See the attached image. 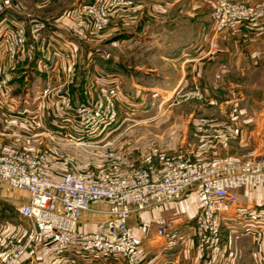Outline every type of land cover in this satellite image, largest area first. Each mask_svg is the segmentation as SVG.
Returning a JSON list of instances; mask_svg holds the SVG:
<instances>
[{"label": "rangeland", "instance_id": "1", "mask_svg": "<svg viewBox=\"0 0 264 264\" xmlns=\"http://www.w3.org/2000/svg\"><path fill=\"white\" fill-rule=\"evenodd\" d=\"M232 4L252 8L254 16L221 26L217 11L231 14L221 0H0V22L7 15L11 20L0 30V87L9 95L33 92L29 106L43 117L19 120L14 126L0 118L5 133L14 135L10 149L49 152L54 177L76 168L98 180L180 160L207 165L258 157L264 147V67L251 73L249 61L264 62V0ZM89 6L91 10L85 9ZM209 19L214 30L196 32L194 39L187 38L190 44L206 47L207 40L223 36L229 45H239L240 52L216 49L205 55L208 59L187 75L190 81L179 83V66H169L152 49L136 45L137 38L169 35L170 30L186 39L187 32L195 31L194 21L204 25ZM172 20L179 23L177 28L168 27ZM13 21L24 29V41L17 43L14 55L8 52L6 37L15 27ZM202 72L210 79L202 80ZM174 74L178 78L170 77ZM137 85L162 92L136 97L132 90ZM45 90L49 93L41 99ZM78 90L83 100L79 105L111 102L120 122L129 121L102 148L35 137L43 131L44 117L56 110L50 97L66 91L75 99ZM26 134L32 139L23 144ZM10 193L0 187V197ZM7 203L0 198V213ZM7 220L0 219V264L10 254V245L23 244L30 234L16 228L24 221ZM187 251L192 257L207 250L195 239Z\"/></svg>", "mask_w": 264, "mask_h": 264}, {"label": "built area", "instance_id": "2", "mask_svg": "<svg viewBox=\"0 0 264 264\" xmlns=\"http://www.w3.org/2000/svg\"><path fill=\"white\" fill-rule=\"evenodd\" d=\"M233 1L221 0L223 6L231 7V14L220 15L217 11L221 26L231 19L254 16L252 8L234 5ZM23 36L22 25H16L6 36L9 53L14 55L17 43L24 41ZM47 93L49 91L45 90L40 95L46 97ZM56 99L61 130L57 132L48 127L36 136L44 135L51 141H63L76 147L102 148L129 121L120 122L111 102L106 106L103 103L83 106L75 103L66 91L58 93ZM110 157L114 158L113 155ZM49 164L50 154L46 151L13 149L0 153V184L29 195L20 205L18 214L31 225L29 238L23 244L18 243L19 246L10 245L13 248L3 264H23L27 251L32 249L39 236L46 237V254L57 256L75 250L85 258L117 257L126 264H141V247L136 227L129 224L130 218L172 205L190 194L195 195L198 205L192 227L194 237L201 247L211 249L220 241L221 218L239 207V192L264 186V147L258 157L244 163L199 165L180 160L160 167L133 169L105 180H98L76 168L54 177ZM94 203H108L110 219L100 232H81V215ZM185 221L182 214L173 212L169 216L161 215L156 224L147 222L141 227L148 234L154 225L156 236L163 238Z\"/></svg>", "mask_w": 264, "mask_h": 264}, {"label": "crops", "instance_id": "3", "mask_svg": "<svg viewBox=\"0 0 264 264\" xmlns=\"http://www.w3.org/2000/svg\"><path fill=\"white\" fill-rule=\"evenodd\" d=\"M208 6L207 4V7ZM8 16L10 15L4 16L1 19L0 30H2L5 25L7 27L8 23L10 24L11 20L7 19ZM261 16L262 15L259 14V17ZM12 17L16 18L17 16L12 14ZM259 17L258 19H260ZM12 24L15 26V21H13ZM178 24L176 20H172L168 23V27L171 29L177 28L179 26ZM191 27L192 30L195 28V31L187 32L189 36L186 37V39L176 33H172L170 30L169 35L159 33L151 39H146L144 37L137 38L135 39L136 45H141L146 51L152 49L159 58L168 61L167 63L169 66H179L182 71L179 83L187 81L188 79V81H190L191 78L187 75L189 73L193 75L196 67L200 65L201 62L208 59L204 56H209L212 51H216V49L222 51L227 50L233 54L240 52L239 45H229V40L223 36L217 38L216 42L214 41L216 38H213L210 42L207 40L209 46L206 47L190 44L189 41L194 39L195 34L204 28L208 27L210 30H214V23L211 19H209V21L207 20L204 25L196 20ZM53 32L57 33L56 30H53ZM205 32L208 33L207 31ZM187 38H189V41ZM1 49L0 43V52ZM239 63L241 64V62L238 61V65L241 67ZM249 63L252 69L251 73H256L260 67H264L263 61L259 62L254 60L249 61ZM170 77L176 79L178 75L174 74V76ZM200 77L202 80L210 79L207 78V72H202ZM137 87L138 89L132 90V93L135 94L136 97L139 96V94L143 97L144 94L152 96L162 92L159 88L147 89L146 87H140V85H137ZM2 89L3 88L0 87V118L6 117L7 120L10 121L9 126H14L16 121L19 120L34 122L43 118L40 113L36 112L35 108L29 106L30 95L31 93L34 94L33 92L23 90L14 95H11V93L9 95L8 93L4 94V89ZM39 97L41 99L44 98L40 94ZM50 98H52L53 104H57V107L55 108L56 110L53 112L51 111V113L44 117V121H42V130L49 127L59 132L61 128L60 122L57 120L60 115L58 111V102L56 95ZM3 129L4 128L0 125V153L2 154L12 150L10 149L12 146L11 138H14V135L5 133ZM28 132L31 133L30 130ZM30 138L31 137L26 134L25 139L27 140H25L23 144L29 142ZM50 161L53 162L51 159ZM51 170H53L52 167ZM0 187L11 191L10 195L1 196L0 198L8 202L6 206H8L10 212L14 210L17 211L15 212L17 214L16 216L8 212L6 217V219H8L7 221L13 222L17 219L24 221L25 225H18L16 228L19 232L28 233L31 231V225L20 217L18 209L20 205L28 200L29 195L12 189L7 185L0 184ZM109 209L110 206L108 203L92 204L89 211L82 213L79 230L84 233L100 232L104 223L110 219V215L108 214ZM173 212H178L183 216L185 215L187 221L167 232L163 238L156 236L154 225L148 234L142 229V223L149 222L156 224L161 215L169 216ZM197 215L198 205L196 198L194 194H190L172 205L158 207L130 218L129 224L136 227V235L139 246L141 247V264H191L190 262H193L192 260H195L194 264H264V186H260L256 189H242L239 192V207L233 212L223 215L221 218V236L217 247L209 250L206 249L207 251L201 254L199 253L198 256L193 254L192 257H189L191 254L187 250L196 239L194 238L192 227ZM19 239L23 240L24 238ZM45 240V236H39L38 240L33 244L32 249L27 251L23 264H63L66 262H75L76 264H126L117 257L106 259L85 258L75 250H70L67 253L57 256L46 254L44 252Z\"/></svg>", "mask_w": 264, "mask_h": 264}, {"label": "trees", "instance_id": "4", "mask_svg": "<svg viewBox=\"0 0 264 264\" xmlns=\"http://www.w3.org/2000/svg\"><path fill=\"white\" fill-rule=\"evenodd\" d=\"M79 91V90H78ZM74 98H75V103H77V104H81L82 103V99H81V97H82V94H81V92L79 91V92H77L76 94L74 93ZM2 205H5V206H3V209L1 210V211H4L3 213H0V219H4V218H6L7 217V213L9 212V208H8V206H6V204H2Z\"/></svg>", "mask_w": 264, "mask_h": 264}]
</instances>
